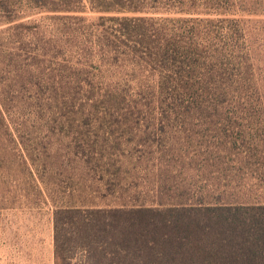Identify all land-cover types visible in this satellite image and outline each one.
Wrapping results in <instances>:
<instances>
[{
  "label": "rangeland",
  "instance_id": "obj_1",
  "mask_svg": "<svg viewBox=\"0 0 264 264\" xmlns=\"http://www.w3.org/2000/svg\"><path fill=\"white\" fill-rule=\"evenodd\" d=\"M202 1L183 15L0 0V264H55L57 207L264 205V0L212 14ZM2 4L19 20L6 24ZM115 16L154 17L152 32L195 27L201 42L210 33L209 55L234 52L244 74L230 67L222 98L185 94L167 65L123 42ZM243 76L253 101L229 95Z\"/></svg>",
  "mask_w": 264,
  "mask_h": 264
},
{
  "label": "trees",
  "instance_id": "obj_2",
  "mask_svg": "<svg viewBox=\"0 0 264 264\" xmlns=\"http://www.w3.org/2000/svg\"><path fill=\"white\" fill-rule=\"evenodd\" d=\"M38 1L42 9L49 8ZM147 1L88 0L92 10L105 13H160L161 4L170 8L167 12L173 10L171 6H176V12L183 15L200 12L196 9L199 8L197 0H179L177 5H171L173 0H150L152 5ZM234 1L203 0L201 7L205 14H212L222 12L213 11L218 4L228 6ZM65 4L62 8L48 10L83 12L86 8L85 0H66ZM2 9L8 16L6 24L19 20L9 14L7 5L2 4ZM110 19L118 22L120 38L126 45L132 44L133 53L162 67L167 65L174 85L185 94L222 98L228 93L221 83L235 76L228 72L230 67L239 68L236 75L244 74L242 62L234 52L226 55L217 51L209 55L207 42L213 39L210 33L203 37L206 42H201V33L195 27H164L152 32L147 24L156 21L154 17L115 16ZM197 20L194 17L175 19L177 23ZM18 27L31 30L35 25L20 23ZM229 32V38H233L235 32L232 29ZM224 67L227 68L225 73L222 72ZM241 79L239 83L242 84L229 95L239 101H253L254 87L244 76ZM163 83H168V79ZM1 115L3 117L2 112ZM54 258L55 264H264V205L57 207L54 211Z\"/></svg>",
  "mask_w": 264,
  "mask_h": 264
}]
</instances>
